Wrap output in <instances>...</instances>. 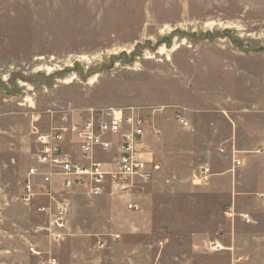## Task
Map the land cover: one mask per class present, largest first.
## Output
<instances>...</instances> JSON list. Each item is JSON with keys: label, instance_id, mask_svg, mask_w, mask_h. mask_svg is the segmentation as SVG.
Listing matches in <instances>:
<instances>
[{"label": "rangeland", "instance_id": "1", "mask_svg": "<svg viewBox=\"0 0 264 264\" xmlns=\"http://www.w3.org/2000/svg\"><path fill=\"white\" fill-rule=\"evenodd\" d=\"M120 107L144 116L159 171L123 195L73 189L50 241L44 201L20 200L35 133ZM258 193L264 0H0V264H264Z\"/></svg>", "mask_w": 264, "mask_h": 264}, {"label": "built area", "instance_id": "2", "mask_svg": "<svg viewBox=\"0 0 264 264\" xmlns=\"http://www.w3.org/2000/svg\"><path fill=\"white\" fill-rule=\"evenodd\" d=\"M174 117L186 125L178 108ZM151 134L158 139L160 131L154 129ZM145 138L146 120L137 107L88 109L78 119L64 120L47 131H37L33 163L25 172L20 195V200L26 204L35 199L44 201L35 209L47 218L48 225L36 227L35 231L48 233L52 242H60L68 236L71 207L66 195L73 189H82L90 195L106 191L123 195L136 182L151 181L160 164ZM232 161L233 167L242 163L234 156ZM208 171L201 168L203 180L207 179ZM257 197L264 200L263 193H258ZM126 205L129 210L140 209L131 201ZM236 215L243 222H252L248 213ZM117 238L114 235L112 240ZM101 240H97L98 247H103L107 241ZM28 250L33 255H41L32 244ZM42 264L57 262L49 256Z\"/></svg>", "mask_w": 264, "mask_h": 264}, {"label": "crops", "instance_id": "3", "mask_svg": "<svg viewBox=\"0 0 264 264\" xmlns=\"http://www.w3.org/2000/svg\"><path fill=\"white\" fill-rule=\"evenodd\" d=\"M249 192H252V191H249ZM238 194H243L242 192H240V193H238ZM244 194H245V192H244ZM264 194V193H263ZM239 197H241V196H239ZM242 199V198H241ZM260 200V199H259ZM260 202L262 203V207L264 206V200H260ZM257 209V208H256ZM256 209H253L252 210V212H253V214H252V217L251 218H253V221L255 222V220H256V222H258L259 220H258V217H259V214L257 213V211H255ZM264 209V208H263ZM250 214V213H249ZM240 221H242L241 219H240ZM243 222V221H242Z\"/></svg>", "mask_w": 264, "mask_h": 264}, {"label": "bare ground", "instance_id": "4", "mask_svg": "<svg viewBox=\"0 0 264 264\" xmlns=\"http://www.w3.org/2000/svg\"><path fill=\"white\" fill-rule=\"evenodd\" d=\"M220 245V244H219ZM220 247V246H219Z\"/></svg>", "mask_w": 264, "mask_h": 264}]
</instances>
